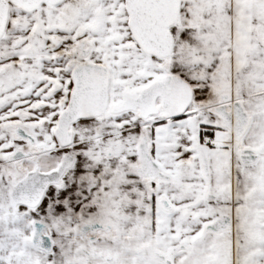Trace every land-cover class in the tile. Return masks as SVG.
I'll return each instance as SVG.
<instances>
[{
  "label": "snow or ice",
  "instance_id": "snow-or-ice-1",
  "mask_svg": "<svg viewBox=\"0 0 264 264\" xmlns=\"http://www.w3.org/2000/svg\"><path fill=\"white\" fill-rule=\"evenodd\" d=\"M0 264H264V0H0Z\"/></svg>",
  "mask_w": 264,
  "mask_h": 264
}]
</instances>
